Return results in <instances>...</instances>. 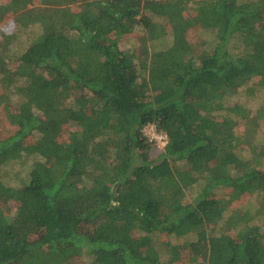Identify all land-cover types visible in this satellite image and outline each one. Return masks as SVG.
<instances>
[{
  "label": "trees",
  "instance_id": "obj_1",
  "mask_svg": "<svg viewBox=\"0 0 264 264\" xmlns=\"http://www.w3.org/2000/svg\"><path fill=\"white\" fill-rule=\"evenodd\" d=\"M11 17L0 166L31 164L0 171V264H264V105L228 102L264 87V0H0Z\"/></svg>",
  "mask_w": 264,
  "mask_h": 264
},
{
  "label": "rangeland",
  "instance_id": "obj_2",
  "mask_svg": "<svg viewBox=\"0 0 264 264\" xmlns=\"http://www.w3.org/2000/svg\"><path fill=\"white\" fill-rule=\"evenodd\" d=\"M13 30H18V27L15 26V18L11 17L8 18L4 21L0 22V38L2 37L3 33H8L10 31ZM125 47H129V48H133L134 50L136 49H141L142 45L141 43H138L135 41V39H132L130 41H127L125 43H123ZM151 50L154 49V46L151 47ZM7 52H8V56L10 55H14L13 59L17 58L20 53H22V51H24V49H26V47H24V45L22 43H20V41L15 42L14 45H11L10 47H7ZM244 87H241L235 94L234 97L229 98L228 102L230 103V105H234L237 104L239 108H241L240 106H242L241 109H243L244 111H251V112H256V110H260L261 107L264 105V87H261L258 91H255L254 96L249 97L245 91H244ZM258 113V112H257ZM249 115H252L251 113H249ZM239 130H243L244 126H245V119L243 118H239ZM144 134L148 137V140L151 142V146H152V152L154 155H157L159 153H161L164 149V146L167 143L166 138L163 137L164 134L160 133L157 131L156 127L154 125H148L144 128ZM260 134L262 135V137L264 138V125H263V129H261ZM165 136V135H164ZM23 159H26L25 157ZM30 161H26L25 165L22 163H15L14 166L11 165L9 167H1L0 166V171L2 173V175L4 176V180L5 182H7L9 185H19L21 182V179L25 177L26 175V171L28 168V165L31 164V158H29ZM198 187V186H197ZM15 206V205H14ZM11 207V208H14ZM247 211L250 212L253 217H257L258 214H262L264 215V209L263 206H261L260 204H258V202L255 201H249L247 204ZM7 209L9 211H11L10 207H7ZM264 218V217H263ZM263 220V219H262ZM264 221V220H263ZM259 222V221H258ZM172 241L174 242H182V241H178L177 239L173 238ZM156 242L158 244L161 243L160 239H156ZM88 260L89 258L86 256H81L78 258H75L72 260V262L74 264H88Z\"/></svg>",
  "mask_w": 264,
  "mask_h": 264
},
{
  "label": "built area",
  "instance_id": "obj_3",
  "mask_svg": "<svg viewBox=\"0 0 264 264\" xmlns=\"http://www.w3.org/2000/svg\"><path fill=\"white\" fill-rule=\"evenodd\" d=\"M163 137L166 138V135H165V136L163 135ZM166 140H167V139H166Z\"/></svg>",
  "mask_w": 264,
  "mask_h": 264
}]
</instances>
